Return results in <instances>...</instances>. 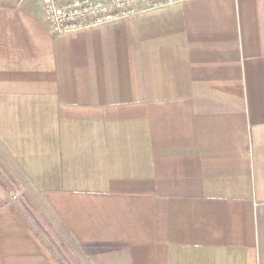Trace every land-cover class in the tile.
I'll return each instance as SVG.
<instances>
[{
  "label": "crops",
  "instance_id": "crops-1",
  "mask_svg": "<svg viewBox=\"0 0 264 264\" xmlns=\"http://www.w3.org/2000/svg\"><path fill=\"white\" fill-rule=\"evenodd\" d=\"M0 175V264H264V0L71 35L0 0Z\"/></svg>",
  "mask_w": 264,
  "mask_h": 264
},
{
  "label": "built area",
  "instance_id": "built-area-1",
  "mask_svg": "<svg viewBox=\"0 0 264 264\" xmlns=\"http://www.w3.org/2000/svg\"><path fill=\"white\" fill-rule=\"evenodd\" d=\"M191 0H40L44 24L55 35H71Z\"/></svg>",
  "mask_w": 264,
  "mask_h": 264
},
{
  "label": "trees",
  "instance_id": "trees-1",
  "mask_svg": "<svg viewBox=\"0 0 264 264\" xmlns=\"http://www.w3.org/2000/svg\"><path fill=\"white\" fill-rule=\"evenodd\" d=\"M0 183L1 185L8 191L13 192V189L11 186L4 180V178L0 175ZM23 210L27 213L29 216V219L31 220L32 224L35 226V228L39 231V233L43 236V234L47 238V242L49 243L50 248L55 251L62 260H66L63 254L61 253L60 249L56 246V244L53 242V240L50 238V236L43 230L41 224L38 222V220L31 214V212L28 210V208L25 206V204H22ZM44 237V236H43Z\"/></svg>",
  "mask_w": 264,
  "mask_h": 264
},
{
  "label": "rangeland",
  "instance_id": "rangeland-1",
  "mask_svg": "<svg viewBox=\"0 0 264 264\" xmlns=\"http://www.w3.org/2000/svg\"><path fill=\"white\" fill-rule=\"evenodd\" d=\"M12 188V187H11ZM13 189V188H12ZM21 206H22V204H25V206L28 208V210L31 212V214L33 215V216H35L33 213H32V211L30 210V208H32L33 206H31V204L29 205V206H27L26 205V203H24V201L23 200H21ZM33 204V203H32ZM33 205H35V204H33ZM37 206V205H36ZM39 213V212H38ZM27 214V213H26ZM28 216V215H27ZM29 217V216H28ZM35 218H36V216H35ZM38 218L42 221V222H45L46 221V223H48L47 222V220H45V218H44V216H42V214H40V215H38ZM37 219V218H36ZM39 222V221H38ZM40 223V222H39ZM46 223H44V225L46 226ZM42 226V225H41ZM43 236H44V238L47 240V238H46V236L43 234Z\"/></svg>",
  "mask_w": 264,
  "mask_h": 264
}]
</instances>
